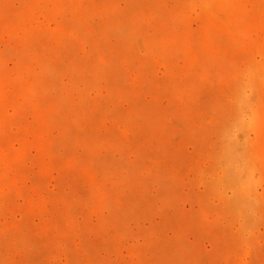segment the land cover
Wrapping results in <instances>:
<instances>
[{
	"label": "rangeland",
	"instance_id": "374dc122",
	"mask_svg": "<svg viewBox=\"0 0 264 264\" xmlns=\"http://www.w3.org/2000/svg\"><path fill=\"white\" fill-rule=\"evenodd\" d=\"M0 264H264V0H0Z\"/></svg>",
	"mask_w": 264,
	"mask_h": 264
},
{
	"label": "bare ground",
	"instance_id": "6f19581e",
	"mask_svg": "<svg viewBox=\"0 0 264 264\" xmlns=\"http://www.w3.org/2000/svg\"><path fill=\"white\" fill-rule=\"evenodd\" d=\"M232 144L233 147H232ZM243 155L238 151L233 138L226 139L223 152L217 158L222 174L215 182L211 183L213 190L226 204L227 209L235 217H241L246 205V167L237 168ZM246 168V169H245ZM231 191V195H228Z\"/></svg>",
	"mask_w": 264,
	"mask_h": 264
}]
</instances>
